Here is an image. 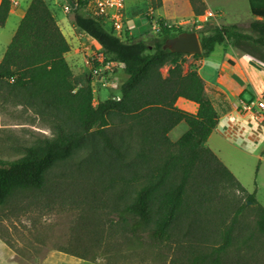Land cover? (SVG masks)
<instances>
[{"label":"trees","instance_id":"trees-1","mask_svg":"<svg viewBox=\"0 0 264 264\" xmlns=\"http://www.w3.org/2000/svg\"><path fill=\"white\" fill-rule=\"evenodd\" d=\"M189 1L194 15L203 16L202 0ZM248 3L253 20L247 26L199 32L202 52L194 60L230 44L264 65V0ZM161 6L162 0H150L152 10ZM11 10L9 0H0V27ZM73 24L122 66L125 80L118 96L97 103L90 78L77 88L66 61L70 45L52 11L44 0L30 1L0 60V83L14 104L36 111L52 135L16 159H0V207L49 194L57 185L55 172L72 173L113 206L92 210L88 220L97 235L88 245L76 244L75 252L65 250L69 255L95 264L99 252L104 264L131 255L138 264H264V207L206 146L220 118L197 70H184L189 55L163 49L168 39L189 31L159 19L147 42L128 31L119 38L80 12ZM179 99L195 104L196 113L178 108ZM181 123L187 130L172 141L169 134ZM225 189L242 192L253 206L217 210L211 205Z\"/></svg>","mask_w":264,"mask_h":264},{"label":"rangeland","instance_id":"rangeland-1","mask_svg":"<svg viewBox=\"0 0 264 264\" xmlns=\"http://www.w3.org/2000/svg\"><path fill=\"white\" fill-rule=\"evenodd\" d=\"M17 1L18 6L22 4V7H26L31 0ZM44 1L57 15L61 31L70 45L66 61L72 69L75 86H84L90 78L96 103L110 98L111 94L118 96L125 80L120 65L110 62L99 53L100 48L93 41L86 39L84 42L85 35L75 27L72 17L62 11L64 0ZM211 7H223L225 12L221 11L215 19L206 18L204 12L203 16L197 19L165 22L174 29L175 26H180V30L195 32L200 38L199 32L205 26H247L253 20L247 0H213ZM126 10L127 26L134 31L132 36L151 41L159 28V18L155 15L162 14V11H156L154 15L150 0H126ZM17 26L16 17L10 16L5 26L0 27V54L5 51ZM247 56L230 44H225L215 50L213 60H218L215 62L218 63L216 71V66H210L212 61H197L191 55L184 56V70L186 72L196 69L201 78H205L209 83H213L214 79L225 81L232 72L244 70L242 62L243 59L249 60ZM168 68L169 66H166L161 70L163 76L167 75ZM248 72L257 88L264 92V72L252 69H248ZM236 80L241 81L236 78L233 81L226 80V84L220 86L230 97ZM211 97L218 105L216 110L220 119L206 146L249 194L256 191L257 201L264 207V127L241 118L235 123H230L229 118L235 116V112L225 106L222 93L213 89ZM244 98L249 99V96L245 94ZM244 121L249 126L256 127L252 132V139L248 138L249 133L244 135L237 131ZM223 124L229 134L223 133ZM186 130L187 125L181 123L171 131L169 137L176 141ZM51 135L49 124L33 109L14 104L6 85L0 83V159H16L21 156L25 147L33 146L39 139ZM66 174L58 171L54 173L52 177L57 185L53 192L21 196L12 204L0 207V264H95L90 260L69 255L65 250L75 252L76 244L88 245L93 236L97 235L92 230L94 220L88 218L95 215L93 211H97V206L113 205L106 203L102 195L93 193V188L87 180L79 184L75 174L68 173L69 177H65ZM217 195L211 205L216 206L217 210L224 205L240 206L246 203L247 206H253L247 202L246 196L237 190H220ZM104 217L103 215L102 219H105ZM95 258L98 259L97 264H104L105 260L100 252ZM138 258L131 255L126 262L110 259L113 264H138Z\"/></svg>","mask_w":264,"mask_h":264},{"label":"crops","instance_id":"crops-1","mask_svg":"<svg viewBox=\"0 0 264 264\" xmlns=\"http://www.w3.org/2000/svg\"><path fill=\"white\" fill-rule=\"evenodd\" d=\"M212 1L213 0H202V3L205 6L204 12H206V14H207V12L212 11V12L216 13L217 17H218L220 15L221 11L225 12V10L223 7H218L216 9H212V7H211ZM247 2H248V0H247ZM28 5L26 7H22V4H21L17 8H12V10L10 11L9 17L10 16L16 17L17 24L19 25L21 19L23 18L24 14H25V11H26ZM248 5H249V3H248ZM49 8L51 9V11L55 17V20L61 29L57 15L53 12V10L50 6H49ZM249 10H250V8H249ZM156 11L157 12L162 11V14L155 15ZM152 12L155 16H157L159 19L164 20V21H175L178 19L193 20V19H197V18L202 17V16H195L194 15V12L192 10V6H191L189 0H162V6L156 10H153ZM250 14H251V12H250ZM126 16H127V10H126ZM127 19H128V17H127ZM129 30L131 31V33L133 35V32H134L133 29L129 28ZM97 47L100 48L98 45H97ZM4 53H5V51H3L0 54V60L2 59ZM214 54H215V51L208 58H206V60L210 61V62L212 61L210 66L212 68L214 66H216V67H214L215 71H216L218 69V63L215 64V62H218V60H215V61L213 60ZM237 58H239V57H237ZM247 58L249 60L243 59L244 62H242V63H244V70L243 71L232 72L226 78V80H232V81L235 80V78L241 79V81H238V80L235 81V83H234L235 89L231 92V97L225 91H223L220 88V86H224L226 84V80L224 81V80H220V79H214L213 83H209L205 78L203 79L205 84H206V93L210 97V99L212 100L214 107L216 109L218 108V105L214 102V98L211 97L213 89H216L222 93L224 104L231 111H235V109L237 107H239L243 102H248L251 99L255 100L259 97L264 96V92H261L257 88L255 83L253 82L251 75L248 72V69L255 70L256 72H264V65L262 63L256 61V60H254L252 57L247 56ZM254 62H255V64H253ZM120 67L122 68V66H120ZM261 67H263V68H261ZM245 94H247L249 96V99L244 98ZM242 99L244 101H242ZM176 106L180 109L189 111L191 113H196V111H197V106L195 104L187 102L183 99H179L176 103ZM244 120L251 123L247 119H244ZM240 126H241V128L237 129L238 132H241L244 135L249 133L248 138H251V139L254 137V134L252 132L256 128L255 126H253V125L249 126L248 123L245 121ZM242 126L244 127L243 129H242ZM214 130H216V128ZM222 131H223V133L229 134V131H228V129H226L225 124L222 125ZM231 131H233V129ZM263 154H264V152H263Z\"/></svg>","mask_w":264,"mask_h":264},{"label":"built area","instance_id":"built-area-1","mask_svg":"<svg viewBox=\"0 0 264 264\" xmlns=\"http://www.w3.org/2000/svg\"><path fill=\"white\" fill-rule=\"evenodd\" d=\"M9 1L12 8L18 7L17 0ZM62 11L72 17V20L75 14L80 12L85 17L101 21L119 38H123L127 31L132 36L127 26L126 0H64ZM216 17L217 14L212 11L206 14V18ZM175 29L179 30L180 26H175ZM84 37V42L86 39L92 41L89 37ZM234 112L235 116L229 118L230 123H235L241 118L249 120L256 126H264V96L249 103L243 102Z\"/></svg>","mask_w":264,"mask_h":264},{"label":"water","instance_id":"water-1","mask_svg":"<svg viewBox=\"0 0 264 264\" xmlns=\"http://www.w3.org/2000/svg\"><path fill=\"white\" fill-rule=\"evenodd\" d=\"M163 49L169 50L171 53H182L191 56L202 52L200 39L195 32H184L174 38L168 39Z\"/></svg>","mask_w":264,"mask_h":264}]
</instances>
